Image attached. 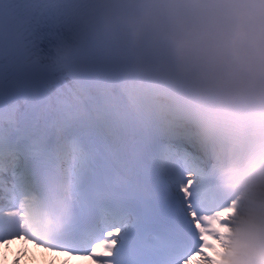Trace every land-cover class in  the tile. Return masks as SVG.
<instances>
[{
	"label": "snow or ice",
	"instance_id": "obj_1",
	"mask_svg": "<svg viewBox=\"0 0 264 264\" xmlns=\"http://www.w3.org/2000/svg\"><path fill=\"white\" fill-rule=\"evenodd\" d=\"M24 7L7 0L0 35L16 29ZM48 43L41 37L28 49H0V164L10 160L21 185L56 173L79 194L78 219L66 234L78 250L36 245L54 254L46 264H212L218 216L188 212L193 182L180 167L179 139L128 113L97 67L86 70L66 48L49 57ZM95 207L103 208L99 226L85 231ZM14 256L12 264L24 258Z\"/></svg>",
	"mask_w": 264,
	"mask_h": 264
},
{
	"label": "bare ground",
	"instance_id": "obj_2",
	"mask_svg": "<svg viewBox=\"0 0 264 264\" xmlns=\"http://www.w3.org/2000/svg\"><path fill=\"white\" fill-rule=\"evenodd\" d=\"M101 79L106 80L109 85V91L111 92L114 90L119 83L120 85H125L123 78H119L117 75H104L99 76ZM148 87L151 88H158L162 91L163 94L167 95L168 98H177L185 103H187L188 107L196 108L198 110H206L211 111L214 114L218 115V118L221 117H230L231 120H233L236 123V126H242V125H261L264 124V102H239V101H232L228 102L226 100H220V99H214L211 97H208V95H205L203 93H200L193 87H191L189 84H186L182 81H174V80H168V79H161V80H153L152 82H145ZM206 179V175H205ZM204 179V180H205ZM203 185V183L201 184ZM192 188V185H191ZM199 188V187H198ZM181 195H183L181 193ZM191 197L189 196L186 201V205L189 207L191 204L189 203V199ZM193 199V198H192ZM250 199H248L249 201ZM241 208V207H240ZM245 208V207H244ZM246 209V208H245ZM197 214V212H196ZM198 217H200L197 214ZM229 220L231 221V229L230 231L232 234L235 232V229L243 224L247 223L248 221L243 219V216L241 213L238 214H230L227 216ZM222 228L221 223H217L216 229L219 230ZM218 233V231H217ZM226 233V232H225ZM220 241L227 242L229 241V238H227L226 235H219ZM3 243H0V256L4 257L6 255V258L10 260V263L13 262L16 255L24 254L25 247L18 242L16 245H13L12 242L7 241L5 244V239L2 241ZM10 243V244H9ZM27 244V242H25ZM31 249L29 250L30 253L36 254L33 256L35 259L42 262V264H46V262L51 258L53 253L43 252L42 250L37 252L36 248L37 246H34V244H31ZM40 248V247H39ZM43 249V248H40ZM41 257H44L41 259ZM64 259V258H61ZM64 263L66 264H93V262L89 259H64ZM21 264H26L25 261L22 259ZM57 264H60L59 261H57ZM195 264V262H193Z\"/></svg>",
	"mask_w": 264,
	"mask_h": 264
},
{
	"label": "rangeland",
	"instance_id": "obj_3",
	"mask_svg": "<svg viewBox=\"0 0 264 264\" xmlns=\"http://www.w3.org/2000/svg\"><path fill=\"white\" fill-rule=\"evenodd\" d=\"M181 167V166H180ZM185 180H191L195 185H197L201 180L199 179L200 174L192 173V174H186L184 173ZM261 181H264V175H262L256 182L259 183ZM254 187V186H253ZM253 187L249 188L245 192H243V195L238 196L235 203H233L230 207H222L219 210H217L213 215L206 214L203 212V210L200 211V216L203 218V216H218V219L213 221V223L216 221L220 222L222 221L223 217H227L230 214H238L241 213L243 216V219L250 221V225L254 226L258 230L264 231V212L261 211V208L264 206H260L257 204L250 202H245V198L249 199V193L253 190ZM243 202V206H242ZM241 207V208H240ZM246 209H245V208ZM221 209H225V211L221 212ZM201 218V219H202ZM247 224V223H245ZM215 226V224H214ZM222 229L218 232L219 235H226L227 238H229V241L226 243L220 240H216L210 245V251L214 253V258L212 260V264H244L242 261V256L244 251L249 249L248 244L250 241L254 239H259L261 236L260 233H257L256 231L250 232L244 227L246 225H239L235 232L232 234V232L229 230L226 232V228H228V225L225 223H222ZM216 230V227H215ZM226 232V233H225ZM247 232V233H245ZM248 236H245V235ZM245 239V240H243ZM6 244V243H5ZM1 251V249H0ZM258 252V250H256ZM29 254L30 251H29ZM1 255V254H0ZM24 256V254H21ZM215 257H219L217 260ZM26 264H42L41 261L33 258L32 261L27 260V258H23ZM22 259L19 261V264H21ZM0 264H12L10 263L9 259H4V257L0 256ZM66 264V263H64Z\"/></svg>",
	"mask_w": 264,
	"mask_h": 264
},
{
	"label": "clouds",
	"instance_id": "obj_4",
	"mask_svg": "<svg viewBox=\"0 0 264 264\" xmlns=\"http://www.w3.org/2000/svg\"><path fill=\"white\" fill-rule=\"evenodd\" d=\"M174 40L176 43L177 52L181 56H183L187 48L186 36L178 32L176 33ZM247 75L249 79H253L256 75H258V72L256 69H249V72ZM228 179L235 184H243L246 182V177L243 174L237 175V176H231V177H228ZM233 195L241 196L243 195V193L235 192L233 193ZM249 198L252 203L260 205V206H264V181H261L254 185L253 190L249 193ZM242 206H243V202H242ZM222 222L228 225V228H226V232L229 231L231 229V221L229 220V218L223 217ZM36 250L37 252L42 250L45 253V251L43 249H40L39 247H37ZM34 255L36 257V254L34 253L29 254V249L26 248L24 250V258H27V260L32 261ZM43 258L44 257H41V259ZM215 258L217 260L219 259V257H215ZM261 260L264 261V254H261Z\"/></svg>",
	"mask_w": 264,
	"mask_h": 264
}]
</instances>
